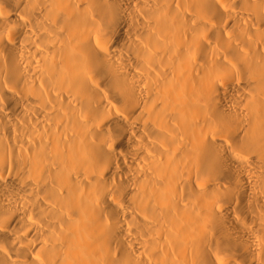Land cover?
Segmentation results:
<instances>
[{
    "label": "bare ground",
    "instance_id": "obj_1",
    "mask_svg": "<svg viewBox=\"0 0 264 264\" xmlns=\"http://www.w3.org/2000/svg\"><path fill=\"white\" fill-rule=\"evenodd\" d=\"M0 264H264V0H0Z\"/></svg>",
    "mask_w": 264,
    "mask_h": 264
}]
</instances>
